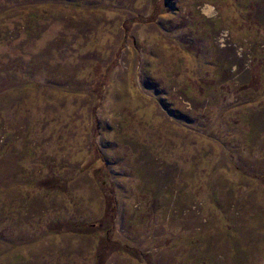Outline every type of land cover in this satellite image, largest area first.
<instances>
[{
    "label": "rangeland",
    "instance_id": "374dc122",
    "mask_svg": "<svg viewBox=\"0 0 264 264\" xmlns=\"http://www.w3.org/2000/svg\"><path fill=\"white\" fill-rule=\"evenodd\" d=\"M0 264H264V0H0Z\"/></svg>",
    "mask_w": 264,
    "mask_h": 264
}]
</instances>
